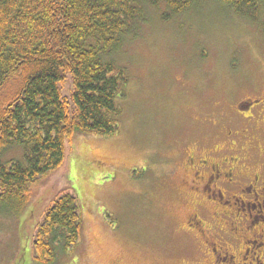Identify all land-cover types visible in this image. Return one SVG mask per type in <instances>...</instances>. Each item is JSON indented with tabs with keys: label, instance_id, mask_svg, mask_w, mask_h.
I'll list each match as a JSON object with an SVG mask.
<instances>
[{
	"label": "rangeland",
	"instance_id": "1",
	"mask_svg": "<svg viewBox=\"0 0 264 264\" xmlns=\"http://www.w3.org/2000/svg\"><path fill=\"white\" fill-rule=\"evenodd\" d=\"M166 11L149 8L148 22L113 56L128 78L119 131L67 140L64 164L33 185L25 213L0 218V264H43L34 260L33 228L69 186L82 235L55 264H178L166 254L191 248L199 259L202 237L187 232L188 217L213 218L182 185L186 153L230 152L237 102L264 90V7L253 20L220 0H196L169 19ZM22 153L17 146L6 157Z\"/></svg>",
	"mask_w": 264,
	"mask_h": 264
},
{
	"label": "trees",
	"instance_id": "2",
	"mask_svg": "<svg viewBox=\"0 0 264 264\" xmlns=\"http://www.w3.org/2000/svg\"><path fill=\"white\" fill-rule=\"evenodd\" d=\"M220 1L252 20L264 7ZM195 2L0 0V218L25 213L33 185L64 164L72 135L119 131L128 78L113 56L148 22L149 8L165 6L169 19ZM17 146L22 156L8 159ZM32 235L34 260L43 264L79 244L82 214L70 186L53 196Z\"/></svg>",
	"mask_w": 264,
	"mask_h": 264
},
{
	"label": "flooded vegetation",
	"instance_id": "3",
	"mask_svg": "<svg viewBox=\"0 0 264 264\" xmlns=\"http://www.w3.org/2000/svg\"><path fill=\"white\" fill-rule=\"evenodd\" d=\"M235 114L240 124L229 129L230 152L186 153L182 185L200 209L209 206L213 223L199 210L188 217L187 232L202 237L199 259L192 248L168 252L178 264H264V90L241 98Z\"/></svg>",
	"mask_w": 264,
	"mask_h": 264
}]
</instances>
